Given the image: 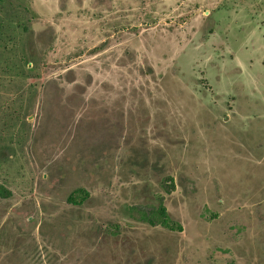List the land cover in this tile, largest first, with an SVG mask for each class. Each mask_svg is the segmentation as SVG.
Returning <instances> with one entry per match:
<instances>
[{"label": "rangeland", "instance_id": "1", "mask_svg": "<svg viewBox=\"0 0 264 264\" xmlns=\"http://www.w3.org/2000/svg\"><path fill=\"white\" fill-rule=\"evenodd\" d=\"M0 147V264H264V0H0Z\"/></svg>", "mask_w": 264, "mask_h": 264}, {"label": "trees", "instance_id": "2", "mask_svg": "<svg viewBox=\"0 0 264 264\" xmlns=\"http://www.w3.org/2000/svg\"><path fill=\"white\" fill-rule=\"evenodd\" d=\"M0 151L7 152L8 149L0 147ZM77 192L83 193L84 191L79 189ZM10 195V190L0 185V196L8 197ZM127 211L130 216L132 215L135 219L141 222H145L153 226L160 224L162 226L174 227V222L170 217L163 200L159 198V196L156 197V202L150 206L134 205L127 208Z\"/></svg>", "mask_w": 264, "mask_h": 264}]
</instances>
